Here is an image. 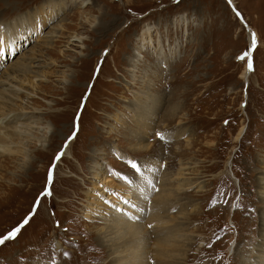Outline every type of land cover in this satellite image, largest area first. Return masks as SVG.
<instances>
[{
  "label": "rangeland",
  "instance_id": "374dc122",
  "mask_svg": "<svg viewBox=\"0 0 264 264\" xmlns=\"http://www.w3.org/2000/svg\"><path fill=\"white\" fill-rule=\"evenodd\" d=\"M53 2L64 7L51 20ZM231 3L257 37L247 81L241 76L247 59L237 56L251 45L249 31L225 0H0L4 30L20 16L36 22V29L27 24L18 37L9 34L17 39V54L0 59V76L17 57L34 56L35 77L17 74L26 79L28 94L20 106L33 104L40 122L32 130L40 141L26 142L24 162L0 157V234L32 211L54 155L74 122L79 126L56 165L51 196L41 198L14 241L0 245V264H111L110 244L130 247L135 259L134 244L114 227L106 228V245L104 224L93 215L107 211L104 204L90 211V219L85 216L88 198L111 189L110 181L91 175L97 151L105 174L118 183L124 182L113 170L135 177L121 157L164 163L157 177L174 173L181 161L197 162L202 191L183 190L178 198L190 205L168 210L194 238L180 253L191 256L186 264H237L246 242L257 237L264 208L257 194L264 173V0ZM39 5L44 12L36 20ZM51 29L55 37L45 41ZM133 56L139 58L135 69L129 64ZM144 91L160 98L151 104L156 115L145 135L135 126L145 122L138 115L143 106L139 110L134 102ZM157 131L167 143L155 138ZM134 135L147 148L133 152ZM147 254L150 249L139 248V258Z\"/></svg>",
  "mask_w": 264,
  "mask_h": 264
},
{
  "label": "bare ground",
  "instance_id": "6f19581e",
  "mask_svg": "<svg viewBox=\"0 0 264 264\" xmlns=\"http://www.w3.org/2000/svg\"><path fill=\"white\" fill-rule=\"evenodd\" d=\"M74 1L75 2L78 1L79 4H84L86 2V0H74ZM53 3H50L51 8L47 11L49 18L51 20L64 7L62 2H53ZM6 5H9L6 7L8 8V10H14L15 12V9H17L13 3L9 4L8 2ZM40 6L42 7V5H39L36 8ZM55 6H59V7H56L55 9L53 8ZM41 7L39 8V10H37V14L36 12L32 11V13L34 12L33 15H38L37 17L32 16L36 18V20H38L41 13L44 12V9H42ZM3 15L5 14L3 11H1L0 23L3 21V19H1V17L3 18ZM14 22L15 24H12L10 29L0 31V35H4L7 38L12 39L10 35H14L18 37L19 33H22L25 30V28L29 27L27 26V24L33 27L34 29L37 28L36 26L32 25L28 21V19L25 18L24 16L15 18ZM59 25L60 24L56 25V28ZM249 29L250 30H248L249 31L248 38L251 41L250 34L255 31L250 27ZM55 33H56L55 29H51L50 32L47 33L48 35L46 34V36H44L43 39L45 38V41H47V39L49 38L52 39L55 37L56 35ZM13 40H17V39H13ZM29 51H33V49H30ZM159 54L161 56V51L159 52ZM11 55L12 54H9L8 58H10ZM28 56L26 57L25 61H23L22 59L25 58L23 55H21L19 58L17 57L15 61L12 63V65L9 66V68H7L5 71L3 70L2 73L3 75L1 74L0 76V157H7V159L18 158L20 159V161L23 162L25 158H27L26 148H25L26 142L30 141L32 138H35V142L40 141V137L34 134V132L32 131L34 128H36V126H38V124H40L38 118H36L34 115L35 113L34 110H36L37 108L34 107L33 104H31L33 107L20 106L22 95L25 96L28 94L26 92V88H24L23 86L26 79L22 80L21 78H19V74H17V72L19 73L21 72V74L24 75L23 78L26 77L27 75L32 78L35 77V75L33 76L32 74L30 75V73H32L30 72L31 71L30 62L31 60L34 59V56H29V58ZM133 57L134 59H132V61H130L129 64L133 66V68L134 67L136 68L135 63L139 60V58L138 56L137 57L133 56ZM16 60H21V61H16ZM133 71L136 72L135 70H132V72ZM247 71L248 70L246 66V68H244L241 75L242 78L246 81L249 77ZM130 75L132 76L133 74L131 73ZM144 77L145 76L143 73L141 80L139 81L140 83L144 81ZM26 83H30V81L27 80ZM138 94L139 95L136 96V98L139 97L141 99L140 101L139 100L137 101L135 99L134 102L136 101L135 105L140 106L139 110L143 106L141 110L142 112L141 113L139 112L138 115H141V120L142 121L144 120L145 122L139 121V123H137L135 126L137 127L138 130H141L143 132V135H145L147 133L146 131L148 126L146 125V123H149V125L151 126L152 123L151 117L153 115L155 117L156 115V112H154L151 104L154 101L160 102V98L159 96L157 97L155 94L152 95L149 93V95H146L145 91L142 93L140 92ZM170 109L174 111V107H171ZM170 111L171 110H169V112ZM148 112L151 114L150 116L147 114ZM43 128L46 130L48 126H44ZM242 131H243V126L240 127V130L238 131L235 137L237 140L239 139V136ZM140 134L141 132L139 131L138 138L143 137V135ZM133 137H134L133 139H135L136 141V143L132 145L134 147V148L132 147L133 152L147 148L148 145L147 143L141 144L140 141L137 142L136 140L137 137L135 135ZM97 154H99L98 151ZM97 154L95 153L94 156H96V158L94 159V163L90 166L91 167L90 170L92 173L91 175L93 179H97V181L101 179L102 183L105 180L110 181L109 186L111 187V189L107 190L103 197H100L99 195L101 194L103 195L104 193L103 192L104 187L100 188L98 191V195L95 194L92 198H88L87 200L88 204L86 205L87 209L84 210L85 216L86 218L90 219L92 215L90 211L99 210L101 207L103 208V204H104L105 205L104 208L108 210L107 211L103 210V213L97 212L94 213L93 215L98 216L100 221L104 224L102 230H104V238L106 245H109V239L106 238L107 237L106 228H108L109 226V227H114V230L117 232H121L122 234L125 233L123 237L129 238L132 244H134L136 248L135 250L136 255L134 256L135 259L132 260L131 257L132 252L130 250L131 249L130 247H126V248L124 246L113 247V245L111 246L110 244V248H109L110 252L108 253V257L110 258L111 264H144V261L145 264H186V261L191 256L190 255L185 256L180 252L182 250L183 251L186 250L187 246L193 243L194 238L193 236H188V234L185 233L184 223L175 222V220H173L172 217L169 216L168 210L176 206L183 207V205L184 206L187 205L189 200L184 201L183 198L181 197L178 198L179 194H181L183 190H187L188 188L191 187H196L197 192L202 191L203 179L198 173V169H197L199 166L198 163L181 161L179 163L178 169L174 173L170 175L161 174L159 177H157L156 176L158 173L157 167L160 163H156L148 160L141 161V164L145 165L143 171V179L134 177L133 179L136 180V183L132 187H129L125 183L116 182V180L110 178L108 175L105 174L106 170H104L103 166L101 165V161H99L100 155L98 158ZM229 166H230V162L227 161V167ZM152 179H157L159 181L158 187L160 190L155 194H151V204H148L147 201L144 199V197L149 195V193L142 190L146 188L145 181ZM259 182L261 183L259 185V188H257V194L264 206V173L263 175L261 173L259 177ZM94 186H96L95 188L100 187L97 184V182L94 183ZM105 200H109L111 205L116 202L117 208L122 209L123 212L127 213L128 216L139 217V219L138 220L127 219V216H124L121 213L117 212L115 208L111 207L109 204H105L104 203ZM124 200H129L131 203L125 204L123 203ZM131 204H135L137 207L135 208L131 207ZM188 204L190 205V203ZM139 209H143V211H140ZM149 223L153 225L151 229L147 227ZM256 235L257 237L253 239L251 243L246 242V244L244 245L245 249L244 247L242 248L244 250H242L241 254H239L237 258L238 260L237 264H264V208L261 211L260 224L259 227L257 228ZM140 247H142L144 252L150 249L151 254L149 255L147 254L146 256H144L146 254L145 253L142 257L139 258L138 251ZM237 250L238 247H236L235 249L236 254H237ZM150 255L154 257H150ZM233 262H235V259L233 260Z\"/></svg>",
  "mask_w": 264,
  "mask_h": 264
},
{
  "label": "snow or ice",
  "instance_id": "6c2138e0",
  "mask_svg": "<svg viewBox=\"0 0 264 264\" xmlns=\"http://www.w3.org/2000/svg\"><path fill=\"white\" fill-rule=\"evenodd\" d=\"M173 2L177 3L178 0H173ZM228 3L229 5H231V0H228ZM129 12H131V9H129ZM233 12L235 13V16L237 18H240L243 23L244 21H243L242 14L239 11H237L234 7H233ZM33 23H34V26H36V22L33 21ZM245 27H247L246 23H245ZM0 31H4V25L2 24H0ZM250 35H251L250 47L247 48L244 52H242L241 55L237 56V60L247 59V70L249 72H252L253 71V60H252L251 52L257 46V37H256L255 32H252ZM8 54H12V55L17 54L15 41L11 38H7L4 35H0V59H3ZM106 54L107 52L105 51V55ZM227 123L228 122L225 121V124ZM78 131H79V126H78V121H77V122H74L72 128L70 129L71 134L67 136L66 140L64 141V145L62 149L54 155L50 163V166L47 169L46 183L43 187V191L36 197L35 203L33 204L32 211H30L15 227H12L10 230H7L4 234H0V245H4L8 241H14L20 234L21 230L25 228V226H27L30 223V221L33 219V217L35 216L36 210L39 207L41 198L46 197V196H51L52 193H51L50 186L53 183L54 171H55L56 165L64 154L63 149L67 148L69 142H71L72 140L76 138ZM155 138L165 143L168 142L166 135L161 131H157L155 133ZM121 159L123 160L125 165L132 171V173H134L135 177L143 179V171H144L145 165L141 164L138 158L129 156L127 158L121 157ZM164 167H165V164L160 163L157 167V171L163 169ZM110 174L114 175L117 179L122 180L129 187H132L136 183V180H134L133 177L128 176L119 171L113 170ZM145 184H146V188L143 189L142 191L148 192L149 195L145 196L144 199L147 201L148 204H151V194H155L159 192L160 190L158 187L159 181L157 179L147 180L145 181ZM104 203L109 204L111 207L115 208L117 212L121 213L124 216H127V219L129 220L139 219V217L128 216L127 213L123 212L122 209L117 208L115 205H111L109 200H105ZM123 203L130 204L131 202L129 200H124ZM131 207L135 208L137 206L135 204H131ZM139 210L143 211V209H139ZM147 227L151 229L153 225L149 223ZM64 255L67 256L68 253L65 252Z\"/></svg>",
  "mask_w": 264,
  "mask_h": 264
},
{
  "label": "water",
  "instance_id": "95a60500",
  "mask_svg": "<svg viewBox=\"0 0 264 264\" xmlns=\"http://www.w3.org/2000/svg\"><path fill=\"white\" fill-rule=\"evenodd\" d=\"M227 3H228V0H225ZM229 4V3H228ZM231 8H232V11H233V4L231 3ZM234 13V12H233ZM235 14V13H234ZM240 21H241V19L240 18H238ZM242 22V21H241ZM245 23L246 22H243L242 24L244 25V27H245ZM247 25V24H246ZM245 29L248 31L249 30V27L247 26V27H245Z\"/></svg>",
  "mask_w": 264,
  "mask_h": 264
}]
</instances>
